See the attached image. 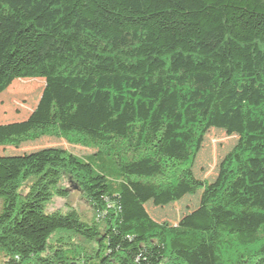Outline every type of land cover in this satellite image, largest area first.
Returning <instances> with one entry per match:
<instances>
[{
  "label": "trees",
  "instance_id": "trees-1",
  "mask_svg": "<svg viewBox=\"0 0 264 264\" xmlns=\"http://www.w3.org/2000/svg\"><path fill=\"white\" fill-rule=\"evenodd\" d=\"M16 79L44 86L0 148L94 152L0 155V264H264V0H0V93ZM211 128L237 141L207 181ZM68 188L87 214L54 207Z\"/></svg>",
  "mask_w": 264,
  "mask_h": 264
},
{
  "label": "rangeland",
  "instance_id": "rangeland-1",
  "mask_svg": "<svg viewBox=\"0 0 264 264\" xmlns=\"http://www.w3.org/2000/svg\"><path fill=\"white\" fill-rule=\"evenodd\" d=\"M43 86V79L14 80L5 91L0 93V124L25 119L36 106ZM207 133L208 139L201 146V151L195 158L192 170L195 177L213 181L217 175L220 161L235 145L237 136L228 135L222 129L217 128H211ZM46 147L65 148L80 156L94 152L88 148L70 145L62 139L46 136L35 141L22 143L19 148L12 146L0 148V155H18ZM68 191L66 196L58 197L55 200L54 207H61L62 211L76 208L87 214L88 206L80 194L72 188H68ZM200 192L201 190H198L193 195H186L181 200L163 207L154 206L151 201H148L149 215L157 222H162L165 225L175 224L184 214L198 205Z\"/></svg>",
  "mask_w": 264,
  "mask_h": 264
}]
</instances>
